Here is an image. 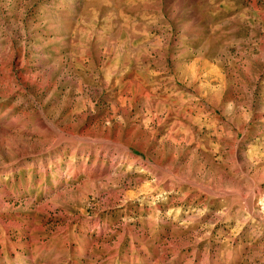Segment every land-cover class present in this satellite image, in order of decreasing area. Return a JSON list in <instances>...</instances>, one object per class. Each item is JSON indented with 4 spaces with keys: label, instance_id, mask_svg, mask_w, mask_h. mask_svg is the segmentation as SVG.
Instances as JSON below:
<instances>
[{
    "label": "rangeland",
    "instance_id": "rangeland-1",
    "mask_svg": "<svg viewBox=\"0 0 264 264\" xmlns=\"http://www.w3.org/2000/svg\"><path fill=\"white\" fill-rule=\"evenodd\" d=\"M0 264H264V0H0Z\"/></svg>",
    "mask_w": 264,
    "mask_h": 264
}]
</instances>
